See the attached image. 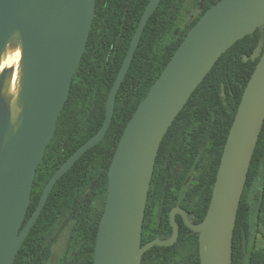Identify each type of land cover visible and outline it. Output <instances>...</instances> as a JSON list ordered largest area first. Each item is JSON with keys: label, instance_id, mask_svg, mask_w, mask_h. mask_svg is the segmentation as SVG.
<instances>
[{"label": "water", "instance_id": "obj_1", "mask_svg": "<svg viewBox=\"0 0 264 264\" xmlns=\"http://www.w3.org/2000/svg\"><path fill=\"white\" fill-rule=\"evenodd\" d=\"M162 0H150L110 90L99 132L55 172L24 225L37 169L57 129L95 19L97 0H0V54L19 32L23 47L25 102L0 124V264H14L55 184L106 137L118 93L145 28ZM264 26V0H221L188 32L130 120L109 170L108 196L99 223L95 264H142L153 247H170L181 216L199 235L202 264H233V238L251 162L264 126V52L245 89L224 148L208 213L193 224L176 206L171 239L143 245V226L161 143L192 94L219 58ZM6 71V70H5ZM7 71L0 76L5 80ZM1 88V85H0ZM195 172L184 182L190 186Z\"/></svg>", "mask_w": 264, "mask_h": 264}, {"label": "trees", "instance_id": "obj_2", "mask_svg": "<svg viewBox=\"0 0 264 264\" xmlns=\"http://www.w3.org/2000/svg\"><path fill=\"white\" fill-rule=\"evenodd\" d=\"M150 0H97L86 51L57 129L37 169L26 221L55 172L105 121L110 90ZM221 0H162L150 18L118 93L111 127L55 184L14 264H47L61 232L70 226L57 264H95L99 223L108 196L109 170L122 136L140 103L166 68L189 30ZM264 52V26L239 40L217 61L166 133L156 159L143 226V245L172 238V209L187 211L193 224L205 219L224 148L245 89ZM195 172L190 186L184 182ZM179 239L148 250L142 264H202L199 235L181 216ZM264 223V126L251 162L233 238V264H264L257 248Z\"/></svg>", "mask_w": 264, "mask_h": 264}, {"label": "bare ground", "instance_id": "obj_3", "mask_svg": "<svg viewBox=\"0 0 264 264\" xmlns=\"http://www.w3.org/2000/svg\"><path fill=\"white\" fill-rule=\"evenodd\" d=\"M9 66H12V69L5 77L2 94L12 92L24 103L23 47L19 32H16L0 54V76ZM22 113H25V109Z\"/></svg>", "mask_w": 264, "mask_h": 264}, {"label": "rangeland", "instance_id": "obj_4", "mask_svg": "<svg viewBox=\"0 0 264 264\" xmlns=\"http://www.w3.org/2000/svg\"><path fill=\"white\" fill-rule=\"evenodd\" d=\"M11 69H12V66L6 67L3 70L2 74L6 71L9 74ZM3 95H4L3 97L6 101H9L10 98L13 100V103L9 106V110H11L14 106L17 107L18 109H23V106H24L23 102L20 101L14 93L11 92L9 94H3ZM69 233H70V226L65 228L61 232V234L59 235V237L57 238V240L53 246L52 257L47 262V264H57L59 258L62 256V254L66 248V243H67V240L69 237ZM257 237H258L257 238V248L259 250H264V223L259 227Z\"/></svg>", "mask_w": 264, "mask_h": 264}, {"label": "flooded vegetation", "instance_id": "obj_5", "mask_svg": "<svg viewBox=\"0 0 264 264\" xmlns=\"http://www.w3.org/2000/svg\"><path fill=\"white\" fill-rule=\"evenodd\" d=\"M3 79V78H2ZM0 80V124H8L9 119H11L13 112H15L18 108L13 107L9 110V106L13 103V100L10 98L9 101H6L3 97V84L4 80Z\"/></svg>", "mask_w": 264, "mask_h": 264}]
</instances>
